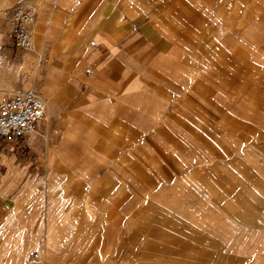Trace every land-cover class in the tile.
I'll use <instances>...</instances> for the list:
<instances>
[{"label":"rangeland","instance_id":"1","mask_svg":"<svg viewBox=\"0 0 264 264\" xmlns=\"http://www.w3.org/2000/svg\"><path fill=\"white\" fill-rule=\"evenodd\" d=\"M145 1L175 48L101 82L70 167L0 201V237H39L21 264H264V0Z\"/></svg>","mask_w":264,"mask_h":264},{"label":"crops","instance_id":"2","mask_svg":"<svg viewBox=\"0 0 264 264\" xmlns=\"http://www.w3.org/2000/svg\"><path fill=\"white\" fill-rule=\"evenodd\" d=\"M29 5L37 9L30 25L33 53L16 47L8 22L16 8ZM148 5L145 1L144 17L134 0H0V104L29 88L50 90L47 117L33 135L0 138V201L15 200L47 178L51 168L70 167L60 163L76 150L77 138L89 133L76 121L89 126L107 119L115 104L100 94L101 82L108 85L118 72L144 66L149 72L156 59L171 54L166 50L175 45L167 49L169 39L151 20ZM15 230L11 226L8 236L0 237V264H21L27 248L39 240L34 228ZM49 239L47 233V247Z\"/></svg>","mask_w":264,"mask_h":264},{"label":"built area","instance_id":"3","mask_svg":"<svg viewBox=\"0 0 264 264\" xmlns=\"http://www.w3.org/2000/svg\"><path fill=\"white\" fill-rule=\"evenodd\" d=\"M37 14L36 7L29 5L16 8L9 18L10 35L20 50H30L34 47V34L30 24ZM88 74L93 70L88 68ZM49 101L40 93L29 90L13 94L0 104V138L20 139L33 135L39 123L46 119ZM41 253L31 252L29 264H40Z\"/></svg>","mask_w":264,"mask_h":264},{"label":"bare ground","instance_id":"4","mask_svg":"<svg viewBox=\"0 0 264 264\" xmlns=\"http://www.w3.org/2000/svg\"><path fill=\"white\" fill-rule=\"evenodd\" d=\"M34 42H35V40H34Z\"/></svg>","mask_w":264,"mask_h":264}]
</instances>
